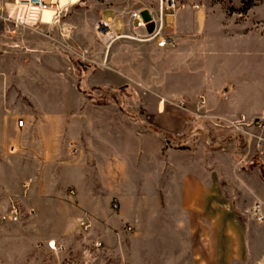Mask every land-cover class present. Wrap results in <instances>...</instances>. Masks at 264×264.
Returning <instances> with one entry per match:
<instances>
[{
  "label": "rangeland",
  "instance_id": "obj_1",
  "mask_svg": "<svg viewBox=\"0 0 264 264\" xmlns=\"http://www.w3.org/2000/svg\"><path fill=\"white\" fill-rule=\"evenodd\" d=\"M184 2L201 10L164 23L172 47L127 38L109 48L95 31L100 19L156 10L157 0H80L49 27L0 31V264H215L214 251L217 264L264 257V225L252 212L254 200L264 202V149L247 150L236 129L190 124L179 108L194 111L204 96L206 109L226 119L262 116L264 0ZM19 119L30 126L16 131ZM71 138L77 161L68 156ZM192 168L222 204L216 232L175 206ZM68 179L81 180L80 189ZM82 217L92 218L87 232ZM51 241L64 246L58 258Z\"/></svg>",
  "mask_w": 264,
  "mask_h": 264
},
{
  "label": "built area",
  "instance_id": "obj_2",
  "mask_svg": "<svg viewBox=\"0 0 264 264\" xmlns=\"http://www.w3.org/2000/svg\"><path fill=\"white\" fill-rule=\"evenodd\" d=\"M67 4L64 8H60L58 0H0V31L7 26L28 28L36 31L44 26L49 27L54 23H58L60 14L66 10ZM190 8L199 11L201 6L193 3L190 6L186 5L184 0H157L156 10L150 9L148 17L145 18L141 10H134L124 15H116L108 19L98 20L95 31L100 37V42L110 48L112 44L121 39H135L139 41H153L155 45L165 47L174 46V40L163 34L164 23L168 22V18L173 17L174 14L180 10ZM51 13L50 22H44L43 14ZM121 20V30L116 26L117 20ZM143 32V34H142ZM222 99H227V91L222 94ZM179 108L187 114L190 124L200 122L202 124L209 123L219 130H232L236 129L238 133L242 134L245 139L244 144L249 150L254 146L257 150L264 149V137L260 134L264 128V112L261 117L252 120L241 116L237 120L226 119L222 116L212 114L211 111L206 109V99L204 96L198 98L196 110H189L184 103L179 104ZM18 129L24 126V120L19 119L15 123ZM69 158L76 161L79 156V146L76 142L71 141L68 144ZM243 157L238 165L245 162ZM70 197L74 196V191H69ZM111 207L114 211L119 209V204L113 202ZM252 212L256 216L257 221L264 225V202L254 200L252 203ZM9 219L13 222L18 220V211L12 206L9 212ZM92 226L89 217H83L78 220V227L82 232H87ZM128 232L133 229L128 227ZM100 247V244H97ZM48 249L55 257L64 253V246H57L54 241L48 243ZM64 264H73L71 260H66ZM89 264H95L89 263ZM259 264H264V257H262Z\"/></svg>",
  "mask_w": 264,
  "mask_h": 264
},
{
  "label": "crops",
  "instance_id": "obj_3",
  "mask_svg": "<svg viewBox=\"0 0 264 264\" xmlns=\"http://www.w3.org/2000/svg\"><path fill=\"white\" fill-rule=\"evenodd\" d=\"M26 126H30L29 120H26V121L24 120L23 128ZM15 129L18 132L21 130V129H18L16 125H15ZM71 141L76 142L79 146V156H78V159H79L80 154H81L80 144L77 140L71 138L66 143L67 148H68V144ZM42 143H43L42 145L44 148L42 152L44 156L45 155L48 156V151H50V147L46 146L47 141L45 139H43ZM68 153H69V150H68ZM68 180L72 186L80 189L81 184H82L81 180L78 183H74L73 181H71V179H68ZM207 180L208 179H207L206 174L200 173V171L196 170V168H192V172L190 173V175H184V177L181 178L179 199L175 203V206L179 207L181 212L187 215L189 221L196 220V218H198L199 224L201 226L203 227L211 226V228L214 227L215 228L214 232H216V230H218V227H217L218 224L216 223L217 218H218L217 216L219 213L221 214L224 212L221 210L222 204L219 201L218 196L213 193V189L211 186L207 184ZM137 204L138 203L135 202L134 200L131 201L132 207L137 206ZM172 205L173 203H171L170 206ZM89 219L91 220V223H92V218L89 217ZM128 220H129L128 218H124L125 222H127ZM208 221L211 222L212 224H210ZM206 223H208L209 225H207ZM213 253H214L213 255L214 263L217 264V262L219 261V258L215 251ZM210 255H212V252L210 253Z\"/></svg>",
  "mask_w": 264,
  "mask_h": 264
},
{
  "label": "bare ground",
  "instance_id": "obj_4",
  "mask_svg": "<svg viewBox=\"0 0 264 264\" xmlns=\"http://www.w3.org/2000/svg\"><path fill=\"white\" fill-rule=\"evenodd\" d=\"M80 0H58V4H59V7L60 8H64L67 4H72V5H74V4H76V3H78ZM51 13H48V12H46V13H44L43 14V20H44V22H50V20H51Z\"/></svg>",
  "mask_w": 264,
  "mask_h": 264
},
{
  "label": "water",
  "instance_id": "obj_5",
  "mask_svg": "<svg viewBox=\"0 0 264 264\" xmlns=\"http://www.w3.org/2000/svg\"><path fill=\"white\" fill-rule=\"evenodd\" d=\"M143 16H144L145 18H147V17H148V13H147V12H143Z\"/></svg>",
  "mask_w": 264,
  "mask_h": 264
}]
</instances>
